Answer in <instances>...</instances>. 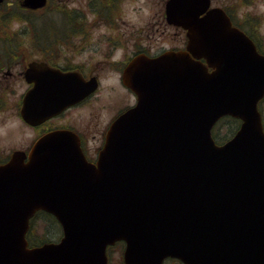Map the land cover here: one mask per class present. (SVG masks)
Listing matches in <instances>:
<instances>
[{"label": "water", "instance_id": "obj_1", "mask_svg": "<svg viewBox=\"0 0 264 264\" xmlns=\"http://www.w3.org/2000/svg\"><path fill=\"white\" fill-rule=\"evenodd\" d=\"M167 14L176 20L168 7ZM200 25L211 41L234 30L218 10ZM193 54L212 72L186 54L166 56L156 64L161 81L148 85L137 83L132 65L125 82L138 104L111 126L96 166L65 133L41 138L27 164L14 152L0 165V264H106V247L118 241L123 264H264V131L256 107L264 57L243 43ZM31 94L21 110L28 122L40 109ZM224 115L242 123L217 146L211 129ZM39 209L56 216L64 238L29 250L24 233Z\"/></svg>", "mask_w": 264, "mask_h": 264}, {"label": "flooded vegetation", "instance_id": "obj_2", "mask_svg": "<svg viewBox=\"0 0 264 264\" xmlns=\"http://www.w3.org/2000/svg\"><path fill=\"white\" fill-rule=\"evenodd\" d=\"M169 1L44 0L40 8L32 9L22 7V0H5L0 14L13 17L0 18V118L10 110L14 130L6 134L12 147L0 156V164L7 162L13 151L27 155L39 138L56 131L74 134L85 160L94 164L111 125L136 104L135 94L123 80L130 64L189 53L188 46L194 44L188 31L167 16ZM208 1L207 8L204 0L174 1L171 12H186L187 19H193L196 12L201 19L209 9L219 8L232 26L240 27L242 0ZM241 31L264 55L259 31ZM200 61L206 65L205 59ZM152 80L153 75L141 82ZM36 85L43 87L36 99L44 104L61 91L70 97L55 100L64 103L52 116L28 124L20 115L21 105ZM85 91L84 96L74 94ZM263 107L264 99L259 103L264 126ZM53 225L61 238L59 224L54 220Z\"/></svg>", "mask_w": 264, "mask_h": 264}, {"label": "rangeland", "instance_id": "obj_3", "mask_svg": "<svg viewBox=\"0 0 264 264\" xmlns=\"http://www.w3.org/2000/svg\"><path fill=\"white\" fill-rule=\"evenodd\" d=\"M230 3L239 2V0H226ZM248 7H240L238 10V15L243 18L244 14L249 13L253 19L251 21H255V24L250 27V24H247V27L250 30H258L260 35L264 39V0H250V4H247ZM264 111V107H263ZM6 114V116H3L0 118V156L5 155L11 150L12 143L10 140V137H7L6 134H10L14 129L13 126V116L10 113V110L7 112H3L2 115ZM7 117H10V119H6ZM6 119V120H5ZM226 126L223 128H219V132L221 136H224L226 133ZM37 232L39 235L44 234L43 226L41 224H36ZM122 250L119 246H116L112 251L110 252V264H121L122 262ZM171 264V263H168Z\"/></svg>", "mask_w": 264, "mask_h": 264}, {"label": "trees", "instance_id": "obj_4", "mask_svg": "<svg viewBox=\"0 0 264 264\" xmlns=\"http://www.w3.org/2000/svg\"><path fill=\"white\" fill-rule=\"evenodd\" d=\"M1 17H13V16H11V13H9V16L8 15H4V14H0V18ZM231 122H233V121H231ZM216 133V132H215ZM217 134V133H216ZM171 264H179V263H177V261H171Z\"/></svg>", "mask_w": 264, "mask_h": 264}]
</instances>
